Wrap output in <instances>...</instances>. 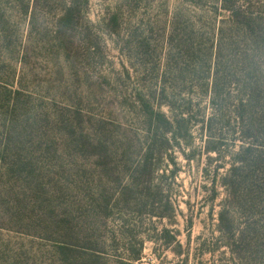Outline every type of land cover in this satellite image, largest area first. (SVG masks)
Instances as JSON below:
<instances>
[{"label": "rangeland", "instance_id": "obj_1", "mask_svg": "<svg viewBox=\"0 0 264 264\" xmlns=\"http://www.w3.org/2000/svg\"><path fill=\"white\" fill-rule=\"evenodd\" d=\"M231 3L0 0V264H264V0ZM210 59L245 173L225 122L166 130Z\"/></svg>", "mask_w": 264, "mask_h": 264}, {"label": "trees", "instance_id": "obj_2", "mask_svg": "<svg viewBox=\"0 0 264 264\" xmlns=\"http://www.w3.org/2000/svg\"><path fill=\"white\" fill-rule=\"evenodd\" d=\"M222 2H223V9L225 11L233 13L232 17L239 15V12L235 8H233L231 0H222ZM217 65H218V60L217 62L212 64V61L210 59V63L208 64L207 70L205 72L206 80L210 78L215 80L212 88L211 87L209 88V84L206 83L205 86L199 89L204 95L206 96L209 95L210 97V104L208 106L209 109L210 108L212 109V113L210 114L208 113L206 114V108L203 107L201 109V107L199 106L200 104L194 105L192 100H190L188 105L184 99L178 101L177 94L173 93V91H171L172 93H170L166 87V84L163 85L161 93L165 95L166 99L171 98V101H168L167 105L171 107L172 114L174 115L173 116L174 121L165 119V122L167 124L166 126H168L166 130L167 131L173 130L177 138H185L191 136L193 127L201 125L202 131L205 134V136L208 137L209 140L211 139L210 141H212V139L216 138V136L218 135L217 132L221 131V128H219L220 123L225 122L227 126L229 125L231 127L230 134L234 135L237 132L244 134V136L239 137L243 140L244 146H242L241 150L233 156L234 161L239 165H234L231 169V172L234 174H236V172L238 171L245 173L244 171L246 168H248V166L252 167L256 165V164H252L256 161L254 159L255 150L252 147L254 146V143H249V146H246L247 140H249L247 138H250L249 137L250 134L248 133L249 131H244V127H243L245 126L244 123L246 121V116L249 110H251L252 105L249 99H242V98L237 99L233 103L234 108L229 111L230 113L228 115H226L225 113L226 107L222 103L223 94L225 93L223 90H218L217 81H218L219 72ZM213 72H214V76H213ZM177 102L180 103V105L176 107V105L174 104H176ZM194 108H196L195 112L193 111ZM218 136L221 137L222 134L219 133ZM207 143H208L207 149H209L208 151L212 150L214 152H218L220 155L221 148L224 145L222 142L207 141ZM244 165H246V167ZM232 185L234 186L235 183H232ZM251 193L254 194L253 191H251ZM141 251L142 250H140V254ZM140 254L138 255V257H134V260L136 261L141 260Z\"/></svg>", "mask_w": 264, "mask_h": 264}]
</instances>
